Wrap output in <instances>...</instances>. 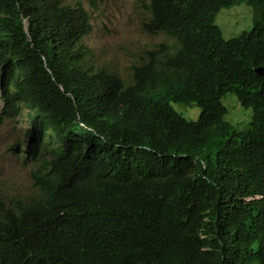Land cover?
Wrapping results in <instances>:
<instances>
[{
  "label": "trees",
  "instance_id": "trees-1",
  "mask_svg": "<svg viewBox=\"0 0 264 264\" xmlns=\"http://www.w3.org/2000/svg\"><path fill=\"white\" fill-rule=\"evenodd\" d=\"M239 1L148 0L145 31L177 46L126 84L86 64L83 5L0 0L3 112L29 119L11 149L37 166V192L0 209V264H264V0H246L251 30L215 23Z\"/></svg>",
  "mask_w": 264,
  "mask_h": 264
},
{
  "label": "rangeland",
  "instance_id": "rangeland-1",
  "mask_svg": "<svg viewBox=\"0 0 264 264\" xmlns=\"http://www.w3.org/2000/svg\"><path fill=\"white\" fill-rule=\"evenodd\" d=\"M81 4L88 11L92 30L83 44L88 49L86 64L120 76L126 84L133 83L135 66L148 61L150 52L166 44L169 50L177 46L174 37L160 32L145 31L144 22L149 18L148 0H67ZM215 23L224 37L230 38L251 30L253 11L246 0L223 7L217 13ZM174 109L188 120H197L201 108L171 102ZM227 112L225 119L239 130L248 129L252 109L245 107L235 94L223 98ZM29 126L28 110L16 116L3 112L0 91V209L14 198L30 199L37 189L33 181L36 165L23 163L11 149L12 143L24 138Z\"/></svg>",
  "mask_w": 264,
  "mask_h": 264
},
{
  "label": "water",
  "instance_id": "water-1",
  "mask_svg": "<svg viewBox=\"0 0 264 264\" xmlns=\"http://www.w3.org/2000/svg\"><path fill=\"white\" fill-rule=\"evenodd\" d=\"M258 72H262V70L261 69H258Z\"/></svg>",
  "mask_w": 264,
  "mask_h": 264
}]
</instances>
